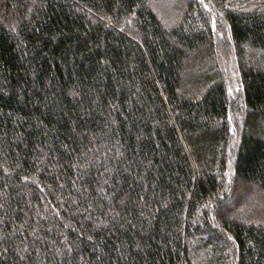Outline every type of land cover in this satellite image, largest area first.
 Returning a JSON list of instances; mask_svg holds the SVG:
<instances>
[{"label":"trees","instance_id":"1","mask_svg":"<svg viewBox=\"0 0 264 264\" xmlns=\"http://www.w3.org/2000/svg\"><path fill=\"white\" fill-rule=\"evenodd\" d=\"M0 264H264V0H0Z\"/></svg>","mask_w":264,"mask_h":264}]
</instances>
